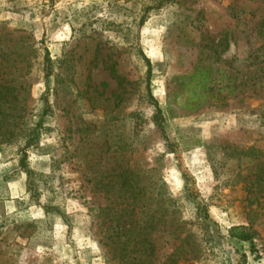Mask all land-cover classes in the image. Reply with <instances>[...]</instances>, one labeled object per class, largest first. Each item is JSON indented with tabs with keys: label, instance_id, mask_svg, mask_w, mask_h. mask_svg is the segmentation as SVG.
Wrapping results in <instances>:
<instances>
[{
	"label": "rangeland",
	"instance_id": "obj_1",
	"mask_svg": "<svg viewBox=\"0 0 264 264\" xmlns=\"http://www.w3.org/2000/svg\"><path fill=\"white\" fill-rule=\"evenodd\" d=\"M161 1L0 0V76L23 108V131L0 142V264H264V0ZM46 49L53 112L28 151L35 192L19 142L42 110ZM143 55L155 98L176 111L171 140L203 144L168 151ZM199 64L211 68V97L180 108L188 89L174 77ZM126 173L145 187L134 203ZM116 213L131 231L117 229ZM146 216L151 225L138 226ZM235 225L253 242L231 239ZM127 234L150 236L154 250L132 248Z\"/></svg>",
	"mask_w": 264,
	"mask_h": 264
},
{
	"label": "trees",
	"instance_id": "obj_2",
	"mask_svg": "<svg viewBox=\"0 0 264 264\" xmlns=\"http://www.w3.org/2000/svg\"><path fill=\"white\" fill-rule=\"evenodd\" d=\"M163 2V0L161 1ZM162 4V3H161ZM264 25V18L261 19L260 26ZM144 59L147 63V91L149 95V99L154 104V113H153V123L156 127L157 131L162 135L165 145L170 153L178 154L181 150L182 146H198L203 144V140L201 137L194 136L192 139H186L184 136L180 135L177 139H182V142L179 143L176 140H171L170 135L168 134V119L175 116L176 111L173 107L169 104L166 106L160 105L159 101L155 98L151 84H152V74L153 68L151 61L145 55ZM44 73V80L47 85V91L40 97V102L42 103V110L39 113L38 120L34 123L33 127H28L29 133L26 134L22 142H19V160H18V167L22 171L26 172L29 176V184L30 188L37 192V185L34 180L35 171L30 165L29 161V149L38 146L39 140L41 138V134L45 130V119L47 116L51 115L53 112V104L51 102V93L49 89V83L51 80L52 75V60L50 57V52L48 49L45 51L44 61H43V69ZM225 74V71L222 72ZM212 78L211 68L204 66V65H197L194 67L193 71L189 74L179 75L174 77V81L176 82L179 87L182 89H188V99L186 101H182L180 104V108L188 109V110H195L200 105L207 102V100L211 97V87H210V80ZM238 77H232L231 82L228 83L226 86L228 88V94H233V90L230 89V84L234 85L236 89L238 85H236V80ZM220 97L216 92V100ZM19 101V94L17 91L16 84L13 80L1 77L0 76V142H13L16 135L20 134L23 128H20L18 124H20V119H22V107H20ZM9 134V135H8ZM16 141V139H15ZM191 145V146H190ZM135 174H128L126 173L122 181L120 182L121 190L126 191V193L131 194L127 196V200L129 198L133 199V203L136 202L137 197H141L143 193H145V187L140 185L139 179L136 180ZM183 176L185 178V192L190 198H194L196 208L198 211V215L202 217V219L208 224L207 220L210 219V214L208 210V205L205 202L197 201V196L192 191L191 184H190V177L186 171H183ZM137 189V191H136ZM145 196V195H143ZM144 198V197H142ZM144 206V204L142 205ZM117 214V213H116ZM121 214H117L118 220L116 219V227L118 230H126L127 232L131 231L133 228V224L127 220H123L120 216ZM210 221V220H209ZM145 223L150 224L151 220H149V216L143 218L141 223L138 226H142ZM151 225V224H150ZM112 227V226H111ZM144 227V226H143ZM148 227V226H147ZM145 228V227H144ZM128 235V234H127ZM146 235L147 232H146ZM145 234L143 237L136 240L132 234H129L127 238V244L134 248L139 245L141 249L144 251L154 250L155 244L150 236H146ZM229 236L231 239H235L241 242H253L254 233L248 226L245 225H235L229 229ZM116 242H120V236L115 237ZM133 242V243H132ZM150 253H153L150 252Z\"/></svg>",
	"mask_w": 264,
	"mask_h": 264
}]
</instances>
